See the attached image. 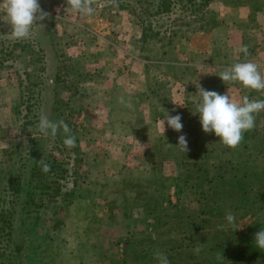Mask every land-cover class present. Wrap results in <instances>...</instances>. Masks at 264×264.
<instances>
[{
  "label": "rangeland",
  "instance_id": "374dc122",
  "mask_svg": "<svg viewBox=\"0 0 264 264\" xmlns=\"http://www.w3.org/2000/svg\"><path fill=\"white\" fill-rule=\"evenodd\" d=\"M39 2L48 15L33 25L24 40L36 43L25 50L0 9V40L19 55L0 65V219L13 222L11 234L0 232V264H157L156 250L171 264H264V250L254 243L264 228V111L235 149L205 133L196 114L199 86L229 91L237 103L245 96L264 99V91L218 76L245 60L264 74V0H95L91 16L67 11L66 0ZM103 33L122 34L124 49L168 61L147 63L144 76L131 75L147 81V90L132 87L122 72L128 82L123 99L132 97L136 107L130 118L116 117L120 98L100 103L92 76L98 58H84L86 50L101 47ZM242 46L247 57L238 51ZM25 69L37 81L39 106L29 112L22 105ZM103 104L106 111L98 109ZM26 112L30 120L22 128ZM42 112L68 124L75 147L64 145L62 129L55 138L38 131ZM167 112L181 115V132L166 122L164 132ZM30 134L39 139L40 157L64 147L74 172L64 188L70 191L66 203L58 197L55 207L48 202L23 210L31 191L38 200L37 179L33 190L12 192ZM180 135L187 153L176 147ZM228 211L241 225L236 230L220 227ZM127 239L143 251L134 255Z\"/></svg>",
  "mask_w": 264,
  "mask_h": 264
},
{
  "label": "clouds",
  "instance_id": "9594fccd",
  "mask_svg": "<svg viewBox=\"0 0 264 264\" xmlns=\"http://www.w3.org/2000/svg\"><path fill=\"white\" fill-rule=\"evenodd\" d=\"M94 2L95 0H66V10L79 13L81 16H91L95 11ZM0 9L8 17L11 37L15 40L28 39L33 25L37 21L44 20L48 15L42 10L39 0H0ZM238 51L247 57V46L240 47ZM218 76L225 84L226 82H238L245 88L264 91V74L259 66L250 60L236 62L221 71ZM197 89V94L201 99L196 105V114L199 116L203 131L208 134L214 133L225 146L232 149L237 148L243 139V134L255 127L256 116L264 111V99H249L245 96L242 103H237L232 99L229 91L220 94L200 86ZM120 102L125 103L123 97L120 98ZM126 106L131 107V104L127 103ZM181 120V115H170L167 112L163 121L164 132L165 122L174 131L181 132L183 129ZM36 127L43 136L52 138H55L62 129L65 134L64 145L68 149L76 146L77 138L71 134L68 124L63 119L53 121L42 112ZM176 147L187 153L188 142L185 135L179 136ZM40 163L44 172L50 171L51 166L44 163L43 159ZM225 221V224L220 225L222 229L231 227L236 230L241 226H237L236 216L231 211L226 212ZM254 243L260 250H264V228L255 233ZM200 251L199 246L194 249L196 254ZM154 259L157 264H171L169 258L159 250L154 252ZM217 259H223V255L218 254Z\"/></svg>",
  "mask_w": 264,
  "mask_h": 264
},
{
  "label": "trees",
  "instance_id": "16d2710c",
  "mask_svg": "<svg viewBox=\"0 0 264 264\" xmlns=\"http://www.w3.org/2000/svg\"><path fill=\"white\" fill-rule=\"evenodd\" d=\"M167 4L163 5L165 7ZM34 41V40H33ZM36 41V40H35ZM28 42L26 44L25 40L22 41V49H24L26 46L33 45L36 42ZM2 42V45L0 46V65L4 62L5 59H7L10 56L16 57L19 56L16 54L15 49L13 46L4 44L3 40H0ZM14 46L17 45V43H13ZM25 50V49H24ZM42 51V47L40 45L38 46V51ZM44 55L41 52V56ZM44 68V64H43ZM31 73L28 69H25L23 72V78L25 77V82L22 80V105L25 106L26 111L29 112L33 108H38L39 104L34 99V89L36 85V80H32L30 77ZM36 95L40 96L41 94V88H36ZM27 112L23 114L24 120L22 123V128L29 123L30 120L28 117ZM27 118V119H26ZM28 134V133H27ZM31 137L30 144L27 148V151L24 153L22 157H20L21 164L19 165V170L14 176V182L12 183V192H25L27 186H31L32 190V183L35 182L37 179L36 187L40 188L38 190V200H35L32 191L29 196L22 200V208L23 210H26V207H31L35 209V207H45L48 204V202L55 207L56 201L58 200V197H60L62 200H64V203H66L68 199L69 190H65L66 183L68 182V177L71 175H74L73 171H70L67 162L65 160V157L63 155L64 147L59 148V154L55 155L54 153H50L48 156L40 157V151L38 150L39 147V139L33 136ZM43 159L44 163H47L51 166L50 171L44 172L42 170V164L40 163V160ZM0 221L3 223H6L7 229L4 228V226L0 225V232L3 233V236L6 235V233L9 235L12 233V226L13 222L11 221H5L4 218L0 219ZM138 243L141 242L139 238H137ZM126 246L128 249L133 250L134 255L141 253L143 251V247L140 249H133L132 243L129 242L127 239ZM1 248H4L1 245ZM14 248L17 250L19 248L18 244L14 245ZM129 254V251L127 253H124V255Z\"/></svg>",
  "mask_w": 264,
  "mask_h": 264
},
{
  "label": "crops",
  "instance_id": "0c3cea01",
  "mask_svg": "<svg viewBox=\"0 0 264 264\" xmlns=\"http://www.w3.org/2000/svg\"><path fill=\"white\" fill-rule=\"evenodd\" d=\"M109 33V30H107ZM121 36L110 34L107 35L105 33L100 34L98 38V42L101 44V47H99L98 50H86L84 52V58L89 63H92L94 60L98 58V62H95V64L100 67L94 70V75L96 78H98V95H101V104L107 102L106 100H109L113 98V100L118 97L121 98L124 96L123 92H125L128 89V82L123 80L122 78V72L126 70L124 76L126 74L130 75L129 79H132L131 86L132 87H138L140 89H146L147 81L141 82V80H136L131 77V75H134L137 77L144 76L145 75V68L147 63L154 62L156 59H152L150 56H142L136 51H131L124 49L121 44ZM94 42L96 41L95 38L93 39ZM92 45V44H91ZM101 48V49H100ZM77 53L74 50L70 51L69 57H74ZM160 64H166L168 61L166 59H160L156 60ZM85 65V64H84ZM83 65V67H84ZM92 72V71H91ZM142 73V74H141ZM119 75V76H117ZM111 92V93H109ZM100 97V96H99ZM129 99V100H128ZM125 103H121L120 108H117L118 113L116 114V117L118 119H125L127 117H131L135 111L136 107L132 105V97L126 98ZM131 101V103L129 102ZM111 103V100L108 104ZM130 103L131 107H127L126 104ZM136 103V101H135ZM102 107V110L106 111L108 107H105V104L102 106L100 105L98 109ZM109 111V110H108ZM108 111L106 112L108 114ZM143 117H150L151 115H144Z\"/></svg>",
  "mask_w": 264,
  "mask_h": 264
}]
</instances>
